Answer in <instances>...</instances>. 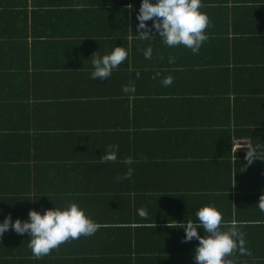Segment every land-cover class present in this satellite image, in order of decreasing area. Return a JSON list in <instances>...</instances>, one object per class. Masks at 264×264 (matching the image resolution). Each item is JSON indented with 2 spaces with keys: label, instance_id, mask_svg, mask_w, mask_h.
Segmentation results:
<instances>
[{
  "label": "crops",
  "instance_id": "0c3cea01",
  "mask_svg": "<svg viewBox=\"0 0 264 264\" xmlns=\"http://www.w3.org/2000/svg\"><path fill=\"white\" fill-rule=\"evenodd\" d=\"M220 2L202 0L208 39L193 54L157 37L139 39L142 0H0V220L27 219L30 209L71 201L99 224L95 234L39 259L28 234L10 229L0 237V263L85 264L96 250L91 264H196L198 240L185 242L174 223L195 221L217 195L226 200L217 203L223 220L264 219L257 206L264 194V35L256 34L264 28V0L232 3L243 26L237 23L238 32L225 40L215 34ZM115 46L128 51L125 62L108 79H91V56ZM168 76L173 82L164 86ZM125 85L135 92L125 93ZM128 132L136 134L132 149L125 146ZM158 132H166L164 144L152 147ZM109 145L118 146V157L138 150L142 158L130 178L115 161L100 163ZM245 145L259 146L261 159L249 164ZM227 149L229 159L217 162ZM158 153L171 165H158L159 156L153 161ZM190 154L197 159L184 167ZM159 183L175 186L178 197L183 186L199 190L188 198L192 204L180 199L170 208L143 192ZM134 187L131 196L112 194ZM137 223L155 228L140 230ZM142 234L140 242L119 243Z\"/></svg>",
  "mask_w": 264,
  "mask_h": 264
},
{
  "label": "clouds",
  "instance_id": "9594fccd",
  "mask_svg": "<svg viewBox=\"0 0 264 264\" xmlns=\"http://www.w3.org/2000/svg\"><path fill=\"white\" fill-rule=\"evenodd\" d=\"M136 19L138 20L137 35L141 40H149L152 36H156L152 31L155 29L168 47L182 45L190 49L193 54H198L202 44L208 39L206 29L210 19L207 13L202 11V0H142ZM149 20L153 21L151 26L147 23ZM96 53L97 51L91 56L93 80L108 79L128 57V51L122 46H115L108 54ZM151 54L152 48L149 46L145 51V57L150 58ZM172 82L171 76L162 81L164 86H169ZM123 91L134 93L135 85H125ZM247 147L249 150L246 159L251 164L255 159L260 158V149L259 146L247 145ZM117 158L118 146L109 145L100 163L116 161ZM123 162L131 164L132 160L128 158ZM131 174L130 168L123 178L128 179ZM257 206L264 212V194H261ZM137 211L140 217H147L145 209L141 208ZM195 216V221L187 220L169 226L183 228L185 242L198 240L194 255L196 264H232L228 257L237 251L241 255H251L240 226L235 222L223 220L222 211L217 205H204ZM98 228L99 224L78 203L65 201L63 205L56 204L55 207L43 212L30 209L27 219L16 218L13 221L11 214L5 216L0 220V237L10 229L20 235L27 233L32 255L39 259L69 240L95 234ZM201 229L204 235L200 234Z\"/></svg>",
  "mask_w": 264,
  "mask_h": 264
},
{
  "label": "trees",
  "instance_id": "16d2710c",
  "mask_svg": "<svg viewBox=\"0 0 264 264\" xmlns=\"http://www.w3.org/2000/svg\"><path fill=\"white\" fill-rule=\"evenodd\" d=\"M225 1H229L228 3L225 4ZM236 0H224V4L221 5L219 4L218 7H216L217 13H216V18L218 19L219 24L218 25V31L215 32L216 36L219 37L221 40H225L226 36L232 34H236L239 30L238 24L239 26H243V24H241L239 22L238 19H236V16L233 14L234 13V7H230L232 5V3H235ZM220 2V0H219ZM221 3V2H220ZM236 6V3H235ZM6 12V11H5ZM232 13V15L230 14ZM135 15H136V10H135ZM228 22L224 21L227 20ZM229 19H231L229 21ZM237 20V21H236ZM148 22L153 23L152 20H149ZM238 23V24H237ZM135 28V27H134ZM134 33H136L134 31ZM255 33V32H253ZM262 34L264 35V28L263 30H260V32L256 31V34ZM153 34H155L156 36H152L153 38L159 37V33L156 32V30H153ZM264 64V62H263ZM255 65H258L257 63H255ZM166 133V132H165ZM164 132H158V141L154 142L152 147L158 145L161 146L164 144V141L162 139V137L165 134ZM227 133L231 134V131L227 130ZM129 136V140L126 143L125 146H130L131 145V149H132V141L135 140L136 138V134L135 136L132 135L128 132ZM128 136V135H127ZM192 140V137H190V141ZM174 145V144H173ZM124 146V147H125ZM125 151H129L128 149H126ZM191 151V150H190ZM227 152L225 154L219 152V154L216 156V161H226L227 159H229V155L231 154L230 149L226 150ZM229 153V154H228ZM157 156H159V158L161 159V161L163 162H156L158 165L161 163V165L163 166H169L171 165V162H165V155L158 153L156 155L153 156V161L154 159H157ZM131 158L132 163L131 164H125L123 161L125 159ZM141 155H138V150L135 151V153H129L128 155L122 156V157H118L117 160L115 161L117 163V168L118 166H120V169H125V170H129L130 168L132 170H134V172L138 171V164H140V160H141ZM202 159V157H200ZM184 162L181 165L188 164V165H192L195 159L194 154H190L187 157H183ZM158 160V159H157ZM144 164L145 161H144ZM184 174H186L185 170H184ZM185 188V193H182L181 197H178V195L176 194V187L175 186H170V187H164L161 186V183L156 184L145 188V190L143 192H148V193H152L155 194V197L153 199H157L156 196H158V198H163L166 201L167 205H170V208H176L177 207V203L178 200L183 199V205H185V203L188 204H192V201L188 202V198H194V193L195 190H199V187H193V186H183ZM120 190L121 192L117 194V191ZM225 190L222 191V194L224 193ZM134 192H137L135 190V187L129 190H125V189H118V188H114L112 194L113 195H129L131 196ZM199 193V192H198ZM215 194H220V191H217ZM146 195V193H145ZM253 195H254V191H253ZM218 200H220V204H223L221 206H226V200H222V198H220V195L216 196L214 198V201L212 204L217 205ZM218 206V205H217ZM220 207V206H218ZM188 211V210H187ZM232 213V212H231ZM116 218V217H115ZM117 219V218H116ZM94 220V219H93ZM97 220V219H96ZM95 221V220H94ZM237 223L240 226V231H242L245 235V240H246V247L249 250V252L251 253V255H241L238 251L233 253V255H231L230 257H228L229 260H231L232 264H264V219L262 220L261 218H257V217H250L248 221H245V219L243 217H239L237 219ZM118 224V223H117ZM175 225H177L178 223H174ZM124 227H126L125 225H123ZM137 226H139L140 230H150L153 231V229L155 228L154 226L148 227L147 225H143V224H138ZM158 226V225H155ZM159 228V227H158ZM158 230V229H155ZM124 235H127L128 232L123 231L122 232ZM143 235H128L130 238H128V240L126 242H119L122 245H130L132 242L137 241L140 242V240L143 238ZM94 238V237H92ZM136 251H138L139 253L137 254V256L140 257L141 255V251L139 249H137ZM98 254L96 250H94L89 258H87V260L85 261V264H91V261H95L94 259V255ZM140 260V259H139ZM148 261H154V259H150L147 258ZM156 261V260H155ZM14 262V261H13ZM0 264H6V259L4 261V263H0ZM22 264V263H19ZM138 264H140V262H138ZM153 264V263H150ZM156 264V263H154Z\"/></svg>",
  "mask_w": 264,
  "mask_h": 264
},
{
  "label": "built area",
  "instance_id": "2783aa9c",
  "mask_svg": "<svg viewBox=\"0 0 264 264\" xmlns=\"http://www.w3.org/2000/svg\"><path fill=\"white\" fill-rule=\"evenodd\" d=\"M236 142H237L238 144L243 143V142H241L240 140H236ZM238 146H243V145H238ZM245 146H247V145H245Z\"/></svg>",
  "mask_w": 264,
  "mask_h": 264
}]
</instances>
